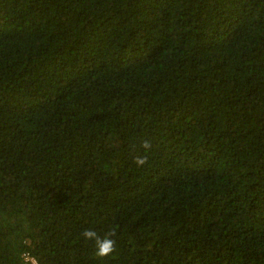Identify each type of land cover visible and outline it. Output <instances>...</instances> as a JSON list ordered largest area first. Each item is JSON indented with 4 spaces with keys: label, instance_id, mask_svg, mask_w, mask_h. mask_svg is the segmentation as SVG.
<instances>
[{
    "label": "trees",
    "instance_id": "1",
    "mask_svg": "<svg viewBox=\"0 0 264 264\" xmlns=\"http://www.w3.org/2000/svg\"><path fill=\"white\" fill-rule=\"evenodd\" d=\"M23 253L264 264V0H0V264Z\"/></svg>",
    "mask_w": 264,
    "mask_h": 264
},
{
    "label": "clouds",
    "instance_id": "2",
    "mask_svg": "<svg viewBox=\"0 0 264 264\" xmlns=\"http://www.w3.org/2000/svg\"><path fill=\"white\" fill-rule=\"evenodd\" d=\"M145 148L150 147L147 142L144 144ZM146 161L143 158L137 159L136 163L138 165L144 164ZM116 232L115 230H111L105 234L104 237L98 236L97 232L92 229H85L81 232V236L85 240H94L95 241V255L98 258H105L109 257L115 252V239L112 237H115ZM35 264V262H33Z\"/></svg>",
    "mask_w": 264,
    "mask_h": 264
},
{
    "label": "built area",
    "instance_id": "3",
    "mask_svg": "<svg viewBox=\"0 0 264 264\" xmlns=\"http://www.w3.org/2000/svg\"><path fill=\"white\" fill-rule=\"evenodd\" d=\"M22 256H23L24 264H33V262H35V264H36L35 259L32 256H30L29 254L23 253Z\"/></svg>",
    "mask_w": 264,
    "mask_h": 264
}]
</instances>
